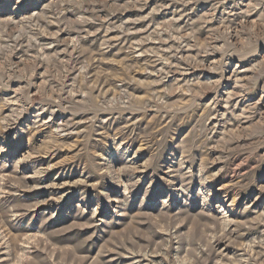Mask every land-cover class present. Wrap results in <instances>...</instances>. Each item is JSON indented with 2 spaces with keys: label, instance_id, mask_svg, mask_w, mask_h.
Wrapping results in <instances>:
<instances>
[{
  "label": "rangeland",
  "instance_id": "obj_1",
  "mask_svg": "<svg viewBox=\"0 0 264 264\" xmlns=\"http://www.w3.org/2000/svg\"><path fill=\"white\" fill-rule=\"evenodd\" d=\"M0 264H264V0H0Z\"/></svg>",
  "mask_w": 264,
  "mask_h": 264
}]
</instances>
